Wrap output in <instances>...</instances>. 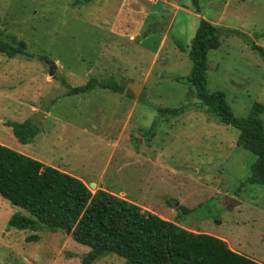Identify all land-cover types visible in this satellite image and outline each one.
Listing matches in <instances>:
<instances>
[{
  "label": "rangeland",
  "instance_id": "obj_1",
  "mask_svg": "<svg viewBox=\"0 0 264 264\" xmlns=\"http://www.w3.org/2000/svg\"><path fill=\"white\" fill-rule=\"evenodd\" d=\"M74 1L0 0V39L36 54L0 52V143L264 263V185L247 181L256 157L238 145L237 128L195 109L188 81L205 18L221 26L208 90L225 91L237 116L264 104V58L252 48L264 47V0H199L200 12L193 0ZM106 79L124 90L104 88ZM90 81L97 86L69 94ZM184 103L191 109L180 116L159 110ZM29 118L39 133L22 143L8 123ZM15 212L30 215L0 195V264H81L90 250L69 231L8 226ZM93 264L126 260L109 254Z\"/></svg>",
  "mask_w": 264,
  "mask_h": 264
},
{
  "label": "trees",
  "instance_id": "obj_2",
  "mask_svg": "<svg viewBox=\"0 0 264 264\" xmlns=\"http://www.w3.org/2000/svg\"><path fill=\"white\" fill-rule=\"evenodd\" d=\"M90 1L75 0L73 5ZM193 4L200 12V1L193 0ZM220 36L221 26L205 18L200 20L189 49L192 70L188 81L196 90L195 109L239 130L238 145L256 157L247 181L264 185V104L255 102L247 116H237L225 91L208 90V52L220 47ZM252 48L264 58L263 46L253 44ZM0 52L9 57L36 56L27 52L24 41L8 43L0 39ZM100 84L116 92L124 90L110 79ZM96 86L95 81H90L71 88L69 94L84 93ZM190 109L187 103L178 108H159L161 113L170 112L172 117ZM8 124L22 143L30 142L39 133L38 124L31 118ZM154 127L155 123L148 130L152 137ZM0 195L30 214L15 212L8 226L34 231H69L77 242L89 246L81 264H93L109 254L123 257L126 264H264L232 249L220 237L190 231L126 197L103 188L93 192L81 178L2 143ZM180 208L185 214L193 211L183 205ZM27 239L38 240L39 236L35 233Z\"/></svg>",
  "mask_w": 264,
  "mask_h": 264
},
{
  "label": "water",
  "instance_id": "obj_3",
  "mask_svg": "<svg viewBox=\"0 0 264 264\" xmlns=\"http://www.w3.org/2000/svg\"><path fill=\"white\" fill-rule=\"evenodd\" d=\"M172 16H173V15H171L169 18H167V20H166L167 22H166V24H165L164 27H163V31H165L166 28L168 27L169 22H170V19L172 18ZM56 67H57L56 64L51 65V68H50V71H49L50 74H53V73H54V69H55ZM128 87L133 91V93H134L135 96H138V93H139V90H140V87H141V83L138 82V81H133V82H130V83L128 84ZM39 113H42V112H39ZM39 118H40V115L38 114V115L36 116V121H38ZM92 186H95V184H92ZM235 203H237V202H235Z\"/></svg>",
  "mask_w": 264,
  "mask_h": 264
},
{
  "label": "built area",
  "instance_id": "obj_4",
  "mask_svg": "<svg viewBox=\"0 0 264 264\" xmlns=\"http://www.w3.org/2000/svg\"><path fill=\"white\" fill-rule=\"evenodd\" d=\"M150 1L157 2L158 0H150Z\"/></svg>",
  "mask_w": 264,
  "mask_h": 264
},
{
  "label": "crops",
  "instance_id": "obj_5",
  "mask_svg": "<svg viewBox=\"0 0 264 264\" xmlns=\"http://www.w3.org/2000/svg\"><path fill=\"white\" fill-rule=\"evenodd\" d=\"M136 152V151H135ZM135 154H137V152L135 153ZM78 177V176H77Z\"/></svg>",
  "mask_w": 264,
  "mask_h": 264
}]
</instances>
